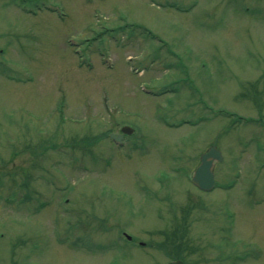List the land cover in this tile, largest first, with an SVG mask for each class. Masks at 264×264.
I'll use <instances>...</instances> for the list:
<instances>
[{"label":"rangeland","instance_id":"obj_1","mask_svg":"<svg viewBox=\"0 0 264 264\" xmlns=\"http://www.w3.org/2000/svg\"><path fill=\"white\" fill-rule=\"evenodd\" d=\"M187 204V264H264V0H0V264H164Z\"/></svg>","mask_w":264,"mask_h":264},{"label":"water","instance_id":"obj_2","mask_svg":"<svg viewBox=\"0 0 264 264\" xmlns=\"http://www.w3.org/2000/svg\"><path fill=\"white\" fill-rule=\"evenodd\" d=\"M123 131L130 132L131 129L128 126H124ZM218 159H221V152L216 146H211L201 155L200 163L193 173V182L203 189L210 188L214 183L213 168L215 161ZM169 264H184V262L183 260H177Z\"/></svg>","mask_w":264,"mask_h":264},{"label":"trees","instance_id":"obj_3","mask_svg":"<svg viewBox=\"0 0 264 264\" xmlns=\"http://www.w3.org/2000/svg\"><path fill=\"white\" fill-rule=\"evenodd\" d=\"M177 234H175L172 238L170 236H168L167 241L164 243L166 246L169 245L170 242V246H174L173 248H175L174 251V255L176 257H184V247L182 244H177Z\"/></svg>","mask_w":264,"mask_h":264}]
</instances>
